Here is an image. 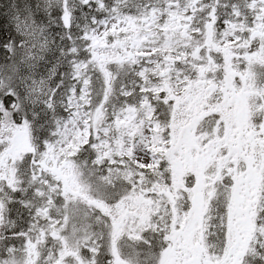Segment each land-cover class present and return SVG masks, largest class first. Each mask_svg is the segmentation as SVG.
Masks as SVG:
<instances>
[{"label": "rangeland", "instance_id": "rangeland-1", "mask_svg": "<svg viewBox=\"0 0 264 264\" xmlns=\"http://www.w3.org/2000/svg\"><path fill=\"white\" fill-rule=\"evenodd\" d=\"M239 1L216 8L211 60L190 41L207 0H13L25 105L0 122V264H264V11ZM62 59L72 82L52 128ZM112 64L133 103L94 112L92 72ZM90 140L106 194L130 188L110 204L76 171Z\"/></svg>", "mask_w": 264, "mask_h": 264}, {"label": "trees", "instance_id": "trees-1", "mask_svg": "<svg viewBox=\"0 0 264 264\" xmlns=\"http://www.w3.org/2000/svg\"><path fill=\"white\" fill-rule=\"evenodd\" d=\"M208 1L212 3L210 7L212 15L209 16L210 12H207L204 16L202 15V21L198 26L200 31L199 33L193 32L191 34L192 36L190 41L195 46L198 56L215 60L219 57L218 55L221 54V51H219L217 46L211 43V37L215 27L221 24L216 8L223 2V0H207V2ZM228 1L230 3H240V7H242V2L239 0ZM263 1L264 0H252V2L258 4L260 3L262 5V7L258 10L259 12L264 11ZM12 3H14L13 0H0V122H2V119L6 120L11 118L12 113H14V122L19 123L21 122V118L17 117V114H19L18 110L22 109L18 108L20 106L24 107L25 105L20 103V97L18 96L21 90L18 74L20 70V62L22 61L23 56L22 49L24 47L18 34V29L9 16V13H12L14 10L13 4L10 11ZM258 20H262L264 25L263 18L258 17ZM206 25H209V31H206ZM70 46L65 48L66 52L69 50ZM64 61L67 60H60L55 75L50 82L45 106L47 113L42 115L41 120L43 121V126L51 125V127L54 128L55 124L62 121V119H64L67 115L63 103L67 99L71 88L72 75L68 71L66 62ZM92 73V93L90 94V109L92 111H104V108H110L113 105L129 106L133 103V97L124 95L121 89V86L129 79V72L126 66L120 67L117 64H112L109 67V71H107V75H104L102 71ZM158 106L159 109L157 113L160 114L164 123L169 124L170 120L173 118V108L171 107V104L161 102ZM29 111H31L30 108H28V114ZM216 116L218 120L221 118V115ZM11 120L13 121V119ZM2 132H0V135L7 134V132ZM1 140L2 138H0V146L2 144ZM91 140L88 144L82 147V150L74 158L76 159V164L79 166L76 171L80 174L81 178H83V184L86 187L92 188L96 198L106 199L110 204V199L113 201L120 199L122 196L127 194L130 188L125 190L123 188L124 185H121L119 188L118 186H110L111 193L106 194V184L101 181L95 169V152L92 147L93 143ZM13 209L15 211H20L23 207L21 208L19 203H17ZM89 215L90 212L86 214L84 220H89ZM81 219L83 220V217H81ZM4 230L6 233L9 232L8 230L6 231L5 227H2L0 231L4 232ZM2 239L3 238H0V240ZM256 262V260L250 257L247 261H245V264H257Z\"/></svg>", "mask_w": 264, "mask_h": 264}, {"label": "flooded vegetation", "instance_id": "flooded-vegetation-1", "mask_svg": "<svg viewBox=\"0 0 264 264\" xmlns=\"http://www.w3.org/2000/svg\"><path fill=\"white\" fill-rule=\"evenodd\" d=\"M5 168H6V167H5ZM5 168H4V169H5ZM1 173H2V172H0V183L2 182ZM4 215H5V216H4V217L2 216V219H3V220H6V219H7V214H4ZM4 226H5V228H6V225H4ZM6 231H7V230H6ZM5 239H7V238H5ZM245 255H246V252L244 251L243 254L241 255V259H242V260L245 259ZM150 257H153V255L151 254Z\"/></svg>", "mask_w": 264, "mask_h": 264}]
</instances>
